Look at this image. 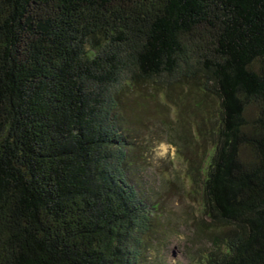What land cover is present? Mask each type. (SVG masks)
<instances>
[{
  "label": "trees",
  "instance_id": "obj_1",
  "mask_svg": "<svg viewBox=\"0 0 264 264\" xmlns=\"http://www.w3.org/2000/svg\"><path fill=\"white\" fill-rule=\"evenodd\" d=\"M174 91L188 264H264V0H0V264H162L132 115Z\"/></svg>",
  "mask_w": 264,
  "mask_h": 264
},
{
  "label": "rangeland",
  "instance_id": "obj_2",
  "mask_svg": "<svg viewBox=\"0 0 264 264\" xmlns=\"http://www.w3.org/2000/svg\"><path fill=\"white\" fill-rule=\"evenodd\" d=\"M190 101L174 91L169 99L159 97L147 102L145 109L134 107L132 115L135 127L147 142L138 154L143 159L142 184L165 214V236L159 237L156 251L151 254L152 260L156 257L162 264H188L192 255L209 248L206 240L194 233L199 220L198 200L191 194L187 164L182 157L188 160L198 155L194 154L191 129L201 117Z\"/></svg>",
  "mask_w": 264,
  "mask_h": 264
},
{
  "label": "clouds",
  "instance_id": "obj_3",
  "mask_svg": "<svg viewBox=\"0 0 264 264\" xmlns=\"http://www.w3.org/2000/svg\"><path fill=\"white\" fill-rule=\"evenodd\" d=\"M183 238H184V237H183L182 235L179 237V239H181V240H182Z\"/></svg>",
  "mask_w": 264,
  "mask_h": 264
}]
</instances>
